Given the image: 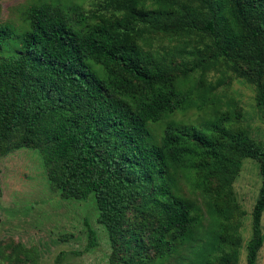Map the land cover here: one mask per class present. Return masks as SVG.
I'll return each instance as SVG.
<instances>
[{
	"label": "trees",
	"instance_id": "1",
	"mask_svg": "<svg viewBox=\"0 0 264 264\" xmlns=\"http://www.w3.org/2000/svg\"><path fill=\"white\" fill-rule=\"evenodd\" d=\"M24 21L20 35L0 24V154L35 149L61 199L93 195L108 264H238L245 211L233 184L253 159L245 248L256 264L264 141L216 92L232 74L264 120V0H101L89 12L45 0ZM193 108L211 120L176 117Z\"/></svg>",
	"mask_w": 264,
	"mask_h": 264
},
{
	"label": "rangeland",
	"instance_id": "2",
	"mask_svg": "<svg viewBox=\"0 0 264 264\" xmlns=\"http://www.w3.org/2000/svg\"><path fill=\"white\" fill-rule=\"evenodd\" d=\"M45 0H0V24L20 35L29 29L26 10ZM51 1V0H47ZM79 4L86 12L101 0H59ZM13 45H16L12 43ZM226 85L216 94L233 98L241 107V125L257 140L264 141V120L258 113L254 90L228 74ZM221 111H227L226 107ZM177 118L203 127L212 118L208 109H189ZM160 132V130H158ZM261 184L258 163L246 158L234 181V193L245 211L239 227L242 238L238 264H246V242L251 236V212ZM130 216V215H129ZM86 221L96 231L97 245L88 246ZM264 232V213L262 217ZM111 247L105 228L97 222L93 195L83 200L61 199L50 189L39 153L22 148L0 154V263L1 264H108ZM264 264V243L257 263Z\"/></svg>",
	"mask_w": 264,
	"mask_h": 264
}]
</instances>
